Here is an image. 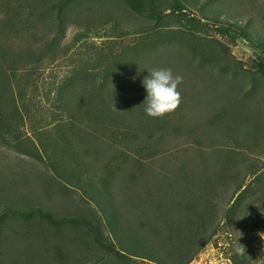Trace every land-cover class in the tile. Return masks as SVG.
Instances as JSON below:
<instances>
[{
    "label": "rangeland",
    "instance_id": "374dc122",
    "mask_svg": "<svg viewBox=\"0 0 264 264\" xmlns=\"http://www.w3.org/2000/svg\"><path fill=\"white\" fill-rule=\"evenodd\" d=\"M142 1L0 0V264H264V0Z\"/></svg>",
    "mask_w": 264,
    "mask_h": 264
},
{
    "label": "clouds",
    "instance_id": "9594fccd",
    "mask_svg": "<svg viewBox=\"0 0 264 264\" xmlns=\"http://www.w3.org/2000/svg\"><path fill=\"white\" fill-rule=\"evenodd\" d=\"M141 80L145 89L144 111L152 117H161L175 110L180 104L178 85L180 75H174L170 68H153Z\"/></svg>",
    "mask_w": 264,
    "mask_h": 264
},
{
    "label": "trees",
    "instance_id": "16d2710c",
    "mask_svg": "<svg viewBox=\"0 0 264 264\" xmlns=\"http://www.w3.org/2000/svg\"><path fill=\"white\" fill-rule=\"evenodd\" d=\"M127 4L130 6L131 9L137 11L140 14H146L151 17H155L156 15H165V13H155V12H145L144 4L142 0H126ZM182 15H187L182 11L181 8L177 10ZM196 18L195 16H192V19ZM219 33H231L232 35L242 37L246 41H248L252 46L255 48L260 49L264 52V44L254 39L250 33L244 29V27H241L239 25H236L234 23H226L224 25L216 26Z\"/></svg>",
    "mask_w": 264,
    "mask_h": 264
}]
</instances>
